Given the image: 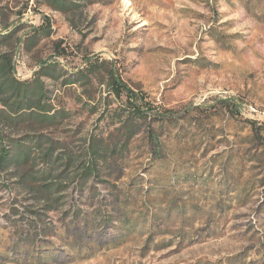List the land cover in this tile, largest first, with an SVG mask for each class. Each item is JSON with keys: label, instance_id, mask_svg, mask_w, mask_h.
I'll use <instances>...</instances> for the list:
<instances>
[{"label": "rangeland", "instance_id": "1", "mask_svg": "<svg viewBox=\"0 0 264 264\" xmlns=\"http://www.w3.org/2000/svg\"><path fill=\"white\" fill-rule=\"evenodd\" d=\"M72 1L0 0V57L58 71L65 115L0 120L44 145L0 170V264H264V0Z\"/></svg>", "mask_w": 264, "mask_h": 264}, {"label": "trees", "instance_id": "2", "mask_svg": "<svg viewBox=\"0 0 264 264\" xmlns=\"http://www.w3.org/2000/svg\"><path fill=\"white\" fill-rule=\"evenodd\" d=\"M50 5L62 12L66 9L75 7V2L72 0H49ZM52 66L42 67L33 81H20L15 78V67L12 58L8 55L0 57V94L5 98L4 104L0 107V120L12 126H19L22 122H29L30 125L44 124L55 126L61 123L60 120L65 118L61 111L54 112V108L47 105L49 100V91L43 81V74L50 75L52 70L54 74L58 71L51 68ZM51 68V69H50ZM90 67L85 68L81 72V76L89 73ZM83 78V77H81ZM78 79H68L66 84H78ZM110 85L118 97L125 91L131 94V91L120 80L118 75L114 73L110 76ZM131 96H134L132 93ZM42 140L38 137L33 139L29 145L20 141L8 145L5 141V135L0 131V170H6L11 167H22L32 162L33 154L37 149L43 148ZM56 147L52 145L42 152L45 157V163H52L53 167H47L42 171L31 172L24 174L22 182L29 183L31 181H41L51 176V170H54V165L59 161V158H54ZM70 160V159H69ZM50 171V172H49ZM51 187H46L39 190L40 193H52Z\"/></svg>", "mask_w": 264, "mask_h": 264}]
</instances>
